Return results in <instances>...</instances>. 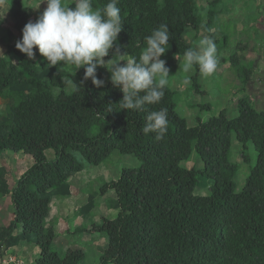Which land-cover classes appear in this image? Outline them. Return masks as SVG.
Returning <instances> with one entry per match:
<instances>
[{
	"label": "trees",
	"instance_id": "16d2710c",
	"mask_svg": "<svg viewBox=\"0 0 264 264\" xmlns=\"http://www.w3.org/2000/svg\"><path fill=\"white\" fill-rule=\"evenodd\" d=\"M219 1L209 2L205 12L209 29L216 18L211 5ZM9 2L13 27L22 33L29 12L19 0ZM107 2L92 0L94 8ZM117 7L123 26L114 46L124 52L122 57L138 60L147 47L146 37L161 24L169 27L172 54L184 57L186 50L195 49L185 35L189 29L196 32L202 21L196 0H118ZM2 24L0 14L5 48L0 54V97L7 100L0 113V153L23 152L33 163L12 188L6 168L0 167V196L9 195L13 213L7 226L0 225V245L11 248L23 241L37 246L36 264H79L85 257L81 249L69 248L62 255L52 246L56 219L47 222L51 204L70 196L74 173L118 152L133 154L139 165L122 168L117 179L99 188L101 195L113 190L115 198L107 200V206L117 211L114 218L103 217L101 224L91 226L106 238L99 264H264V107L244 95L237 99L234 117L222 109L205 120L197 117L189 126L176 111L175 92L167 85L158 104L146 105V110L119 109L123 93L110 79L96 87L90 78L83 80V68L74 73L67 66H48L41 55L38 62L28 59L15 47L20 38ZM209 39L215 40L213 31ZM241 57L234 52L229 61L237 66L243 86L264 83L263 73L254 83L252 70L238 67ZM96 75L102 78V66ZM199 76L194 65L191 86L203 95ZM161 108L167 109L169 124L165 137L157 141L155 133L144 134L142 129L148 113ZM232 135L241 145L242 162L249 165L239 192ZM248 143L256 153L253 164ZM47 150L53 152L51 160ZM192 152L203 164L200 169L181 165ZM199 174L208 180L207 195L194 193ZM93 201L88 194L76 214L89 216Z\"/></svg>",
	"mask_w": 264,
	"mask_h": 264
},
{
	"label": "rangeland",
	"instance_id": "374dc122",
	"mask_svg": "<svg viewBox=\"0 0 264 264\" xmlns=\"http://www.w3.org/2000/svg\"><path fill=\"white\" fill-rule=\"evenodd\" d=\"M22 8L28 10V21L35 20L46 8L45 3H40V0H19ZM212 0H196L197 10L200 13L202 21L198 30L189 32L185 35L186 42L192 43L195 49H198L199 43L204 38H209V33H215V40L213 42L217 49L218 65L216 71L204 77L201 73L199 76V83L204 94L201 95L193 90L191 86V75L193 70L185 73L182 69L183 57H179L170 52V48L166 50V55L161 59L166 61V66L169 69L168 86L175 92L176 111L183 117L189 126L196 124V118L203 120L210 116L218 114L222 109L225 110L227 117L232 118L237 114L236 102L237 99L247 95L252 98L253 102L258 107H264V98L257 103L256 96L252 95L253 81L243 86L239 76L236 74L237 66H230L229 57L234 52H237L241 57L238 67H245L252 70L254 83L257 82L260 74H264V0H220L215 5H211V10L216 14L213 18V28L209 29L206 25L207 18L206 10L210 7L209 2ZM39 5V6H38ZM0 14L3 21L2 29H10L16 38H21L22 33L17 32L13 27L14 19L12 17L13 7L9 0H0ZM74 8V4L69 5ZM34 51H36L34 49ZM105 57L107 60L111 57ZM129 59L128 57H122ZM41 59L38 51L36 52L35 61ZM123 64V61H120ZM105 83L110 79L111 73L103 67ZM252 78V79H253ZM188 81L187 83L185 81ZM63 84L68 87L67 80H62ZM261 89L264 94V83H257L255 89ZM259 97V95H257ZM204 104L206 108L199 110V105ZM4 111V110H3ZM241 145L236 141L232 135V159L239 165L238 173L235 177V189L239 192L244 183L245 177L248 174V164L242 162L240 156ZM248 153L251 158V164L255 162L256 153L251 143H248ZM14 163L11 159H7L9 174V185L12 188L15 177H20L22 173L33 163L30 155H24L20 158L18 155H12ZM47 158H53V152L47 151ZM17 164V165H14ZM250 164V165H251ZM139 165L138 159L133 154H120L113 152L105 162L99 165H85V167L74 173L70 178V192L71 196L65 198L66 204L63 206L64 221L62 227L67 226L65 233L69 232L68 237L69 248L81 249L85 253V257L79 264H99V258L102 250L106 248V238L98 232H93L92 224H101L103 217L112 219L116 216L115 210H110L107 206V200L114 199L115 193L113 190L107 191L105 194H99V188L102 184L109 180H114L119 177L120 171L124 167L134 168ZM181 165L187 168L195 166L200 169L203 164L201 160L192 152L187 161L181 162ZM197 185L194 193L197 195H207L209 193V183L205 175L199 174L197 176ZM88 194H93L94 204L92 206L90 215L83 217L77 215L78 209L87 202ZM95 194V195H94ZM1 198V197H0ZM61 200V199H60ZM64 199L61 200V202ZM60 201L53 200L47 222L56 218V212L59 215L62 213L59 208ZM0 221L7 223L12 215V208L9 201V196L0 199ZM54 217V218H53ZM59 217V216H58ZM53 218V219H52ZM79 228H86V230H79ZM61 243L58 241V245ZM54 247V245H52ZM59 247V246H58ZM58 247H54L57 251ZM67 248L63 251L66 252ZM62 252V253H63ZM60 253V252H59ZM61 253V254H62ZM63 253V254H64ZM22 256H24L22 254ZM27 263L29 260L31 264H35L37 258L36 251L30 250L26 257Z\"/></svg>",
	"mask_w": 264,
	"mask_h": 264
},
{
	"label": "clouds",
	"instance_id": "9594fccd",
	"mask_svg": "<svg viewBox=\"0 0 264 264\" xmlns=\"http://www.w3.org/2000/svg\"><path fill=\"white\" fill-rule=\"evenodd\" d=\"M42 2L46 8L35 22L29 20L23 26L22 36L15 43L28 59H35L38 51L48 66H67L74 73L83 68V80L90 78L96 87L105 83L96 75L97 67H104L111 73L113 87L123 93L119 109L146 110V105L162 100L169 77L166 61L161 59L170 47L168 25L161 24L152 30L138 60L124 59V52L121 53L118 45L114 46L123 26L118 0H108L101 8H94L92 0H40L39 4ZM70 4L75 7L70 8ZM110 50L112 55L105 60ZM194 65H198L204 77L216 71L218 58L213 40L204 38L198 49L185 51L183 71L191 72ZM168 124L167 109L161 108L148 113L142 131L155 133L154 138L159 141L167 134Z\"/></svg>",
	"mask_w": 264,
	"mask_h": 264
},
{
	"label": "crops",
	"instance_id": "0c3cea01",
	"mask_svg": "<svg viewBox=\"0 0 264 264\" xmlns=\"http://www.w3.org/2000/svg\"><path fill=\"white\" fill-rule=\"evenodd\" d=\"M8 30H10V29H8ZM13 34H15V33H13ZM4 51H5V48H4L3 44L0 42V54H3ZM255 86H256V84H253V89L255 91H253L252 95L256 96L255 100L257 101V103H259V102L262 101L261 99L264 98V94L261 93L262 90L260 88L259 89H255ZM257 95H259V97H257ZM258 99L261 100V101H259ZM251 100H253V99L251 98ZM6 104H7V100L4 99V98H2V97H0V113H3L4 112L3 110H4L5 106H6ZM47 151H49V150H47ZM47 151L45 152L46 155H47ZM12 155H18L21 158V157H23L24 155H27V154H24L23 152L13 153V152H11L9 150H4L3 152L0 153V167L1 166H4L6 168V170H7L6 179H7L8 185H9V174H10V170H9V168L7 166L8 165L7 159H11V162L14 163V158L15 157L13 158ZM14 165H17V164H14ZM15 178L16 179L14 180V184L17 181L18 177H15ZM70 186H71V184H70ZM9 187H10V185H9ZM0 197L3 198V197H5V195L4 196H0ZM61 200H58V201H60L59 202L60 203L59 208L61 209L62 213H60L59 215H57L58 213L56 212V215H54V217H57L58 221L54 225V230H55L56 234H55V237H54V240H53V244L52 245H54V247H56V248L59 246L60 247V250H63V249L65 250V248L68 247L69 240H71V238L68 240V237H70V233L69 232L65 233V230L67 229V226H65L64 228L62 227V223L64 221L63 217H65L64 216L65 214H63V206L66 204V200H68V198L66 200L64 199L62 202H61ZM9 201H10V198H9ZM10 205H11V202H10ZM110 210H113V209H110ZM12 218H13V213H12L11 218L9 219V221L7 223H4L3 221L2 222L0 221V225L1 226H7L9 224V222L12 220ZM58 241L61 243L60 245H58ZM59 247H58V250H59ZM33 249L38 254V251L39 250H38L37 246L31 245V244H26L23 241L20 242L18 245L14 246V247H11V251H15L18 255H20L23 258H24V256L26 257V255L28 254V252L30 250H33ZM63 251H59L60 254ZM63 253H62V255H63ZM22 254L24 256H22ZM26 264H31L30 260H29V263H27V261H26Z\"/></svg>",
	"mask_w": 264,
	"mask_h": 264
},
{
	"label": "built area",
	"instance_id": "2783aa9c",
	"mask_svg": "<svg viewBox=\"0 0 264 264\" xmlns=\"http://www.w3.org/2000/svg\"><path fill=\"white\" fill-rule=\"evenodd\" d=\"M0 264H26V261L11 248L0 245Z\"/></svg>",
	"mask_w": 264,
	"mask_h": 264
}]
</instances>
